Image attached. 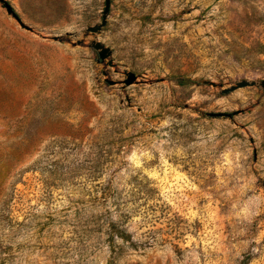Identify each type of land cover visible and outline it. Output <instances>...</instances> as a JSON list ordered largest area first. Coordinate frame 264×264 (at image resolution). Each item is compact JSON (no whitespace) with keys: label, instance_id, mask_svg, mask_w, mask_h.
<instances>
[{"label":"rangeland","instance_id":"374dc122","mask_svg":"<svg viewBox=\"0 0 264 264\" xmlns=\"http://www.w3.org/2000/svg\"><path fill=\"white\" fill-rule=\"evenodd\" d=\"M5 1L0 264H264V0Z\"/></svg>","mask_w":264,"mask_h":264},{"label":"water","instance_id":"95a60500","mask_svg":"<svg viewBox=\"0 0 264 264\" xmlns=\"http://www.w3.org/2000/svg\"><path fill=\"white\" fill-rule=\"evenodd\" d=\"M0 2L2 3L6 12L8 14L12 15L20 24H22L20 18L15 13L12 6L5 0H0ZM109 5H110L109 0H104V8L102 11L100 23L97 25L88 27L87 31L92 32V33H96V32H99L101 30V28L106 24L107 15L109 12ZM90 47L93 48L97 52L99 61H101V62H103L111 54L110 48L105 46L104 44H102L99 41L92 40L90 43ZM135 80H136V75L133 72H127L126 79H124L123 83H124V85H130ZM107 82L109 84H113V82L111 80H108ZM253 85H257V86L264 89V79H261L260 81L242 79V80L236 81L233 85L222 89L221 92L222 93H228V92H231L237 88L246 87V86H253ZM209 115H211V116H222V115H225V113H221V112L209 113ZM226 115H230V114H226Z\"/></svg>","mask_w":264,"mask_h":264}]
</instances>
